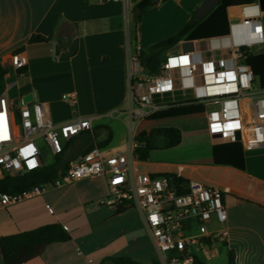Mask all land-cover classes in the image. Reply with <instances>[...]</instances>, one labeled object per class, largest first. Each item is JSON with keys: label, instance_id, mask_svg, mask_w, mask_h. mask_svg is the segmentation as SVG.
<instances>
[{"label": "crops", "instance_id": "obj_1", "mask_svg": "<svg viewBox=\"0 0 264 264\" xmlns=\"http://www.w3.org/2000/svg\"><path fill=\"white\" fill-rule=\"evenodd\" d=\"M127 1L128 6L101 0H0V64L6 70L12 53L22 52L27 57L25 68L9 71L8 77H3L2 93L13 105L46 103L55 124L77 117H100L90 132L65 143L63 152L70 161L93 148L100 150L104 157L126 152L128 117L116 119L109 115L127 107V49L129 44L133 45L132 35H136L141 50H146L175 35L189 22L203 0H164L147 10L140 22L132 9L139 0ZM230 8L240 7L227 9L229 24L240 15L230 17ZM34 36L47 38V41L31 42ZM184 41L187 40L167 52L179 49ZM136 91L141 93L140 85L136 86ZM65 95L75 96V107L62 98ZM179 96L176 93L177 99ZM108 120L122 122L125 131L113 128ZM181 133L178 146L150 151L146 161H138L137 169L150 175H174L188 183L198 182L223 192L227 209L224 228L228 236L216 242V257L204 260V264H228L229 252L233 254V264H264V149H242L246 168L240 171L215 166L211 149L200 156H189L188 160L182 153L176 154V150L195 139L197 132L187 129ZM200 133L215 146L204 128ZM109 134V144L99 148L98 144ZM88 191L91 204L105 205L102 203L108 198L105 179ZM108 208L113 210L114 216L129 210L117 214V210ZM138 218L150 238L139 213ZM55 223L63 226L70 240L47 245L39 256L23 264H100L107 257H131L117 254L116 249L110 254L103 253L89 242L90 230L75 234L55 211L47 208L42 195L9 206L0 203V237ZM210 228L219 226L212 223ZM131 258L142 264L151 263ZM0 264H3L1 254Z\"/></svg>", "mask_w": 264, "mask_h": 264}, {"label": "built area", "instance_id": "obj_2", "mask_svg": "<svg viewBox=\"0 0 264 264\" xmlns=\"http://www.w3.org/2000/svg\"><path fill=\"white\" fill-rule=\"evenodd\" d=\"M123 3L127 0H101ZM243 15L229 24L226 35L194 42L192 51L167 52L155 75L140 66L138 41L129 44L127 63L129 87L126 109L119 108L109 117L127 116V150L104 157L97 148L70 161L66 170L52 182L28 191L0 194L2 206L38 197L55 188H64L87 178H103L108 189L105 205L135 209L141 216L158 255L159 264H195L216 257V242L227 238L224 228L227 209L223 192L217 188L190 182L187 192L161 175L137 169L135 151L140 147L137 128L162 110L196 109L204 118V130L214 145L239 144L243 150L264 149V89L255 83L245 59L264 44L263 13L255 2L241 6ZM254 9L246 13V9ZM205 44L200 47V44ZM27 65L22 52L9 55V71H21ZM141 86L137 94L136 86ZM179 93V99L176 97ZM75 107L74 95L62 97ZM100 117H77L62 124L50 118L46 103L13 105L5 93L0 95V178L15 177L39 169L44 164L37 140L43 141L55 157L65 143L90 132ZM239 134V139L236 134ZM215 223L219 228H210Z\"/></svg>", "mask_w": 264, "mask_h": 264}, {"label": "trees", "instance_id": "obj_3", "mask_svg": "<svg viewBox=\"0 0 264 264\" xmlns=\"http://www.w3.org/2000/svg\"><path fill=\"white\" fill-rule=\"evenodd\" d=\"M164 0H139L134 6L133 11L138 15L139 22L144 14L150 8H155ZM258 0H219L214 9L209 11L201 19L197 18L194 11L191 19L187 22L175 35L159 41L151 45L146 50H140L138 60L140 66L148 75H155L159 65L164 58L165 53L175 47L182 40L192 41L197 39H208L217 36L226 35L229 32V23L227 19V9L233 6H249ZM240 16L241 9H238ZM251 9H246V13ZM264 25V16H263ZM31 42H45L47 38L34 36ZM131 41L133 45L136 43V35H132ZM254 74L255 83L258 87L264 89V44L259 51L251 52L245 59ZM4 69L0 64V94L4 90ZM187 109V108H182ZM173 110V109H172ZM198 114V112L196 113ZM182 133L177 127L164 126L152 128L146 137H137L140 147L135 151V155L140 161H146L149 157V152L157 148L156 142L160 141L162 149H171L181 143ZM111 136L105 141L98 144L102 148L109 144ZM236 145V144H227ZM220 145V146H227ZM217 146V145H216ZM212 161L215 166H226L244 171L245 159L242 147L218 153L212 152ZM70 160L66 158L64 152L55 157V161L51 165H43L39 169L18 175L15 177L0 178V194L14 195L30 190L35 186H40L52 182L56 177L61 175ZM165 177L171 186L177 188L179 194L187 192L188 182L181 177L170 174L161 175ZM130 207H120L117 214H121ZM70 240V236L62 225L55 223L45 225L34 230L25 231L22 233L0 237V254L3 264H23L41 254L43 249L53 243H64ZM233 254H228V264H233ZM100 264H142L131 257H107ZM150 264H159L157 261H152ZM195 264H203L196 257Z\"/></svg>", "mask_w": 264, "mask_h": 264}, {"label": "rangeland", "instance_id": "obj_4", "mask_svg": "<svg viewBox=\"0 0 264 264\" xmlns=\"http://www.w3.org/2000/svg\"><path fill=\"white\" fill-rule=\"evenodd\" d=\"M229 15L230 17L239 15L238 9L230 8ZM204 46V43L200 44V47ZM176 51H178L177 48L174 49V52ZM196 113V109L173 108V110H162L145 120L138 127L137 136L146 137L152 128L164 126L177 127L184 133L187 132V129L194 130L197 132L195 133V139L185 143L180 150L175 151L176 154L178 152L182 153L183 158H187L186 160H188L189 156L203 155L210 149L222 153L240 148L239 144L211 146L209 140L200 133L204 128V118L201 114ZM122 118L124 119L125 117ZM108 121L113 128L125 131L122 122L116 120ZM37 143L40 146L43 164H53L55 157L43 141L37 140ZM156 145L157 148L155 150H160L162 143L157 141ZM100 181H102V178L99 177L87 178L68 187L50 189L42 195V199L47 208L55 211L63 223L69 228H73L75 234H83L84 230L85 232L90 230L89 242L103 253L110 254L116 249L117 254H127L141 262H158L157 252L150 238L140 226L138 212L135 209H129L120 216H114L113 210L107 206L99 203H90L89 187L99 185ZM105 200L106 198L103 199L102 203ZM97 223L99 224L96 225ZM133 252L135 253L133 254ZM90 258H92V255Z\"/></svg>", "mask_w": 264, "mask_h": 264}, {"label": "water", "instance_id": "obj_5", "mask_svg": "<svg viewBox=\"0 0 264 264\" xmlns=\"http://www.w3.org/2000/svg\"><path fill=\"white\" fill-rule=\"evenodd\" d=\"M219 0H203L196 11V15L198 19H201L205 16L209 11L215 8L218 4ZM259 5V9L262 13H264V0L257 1ZM180 47L183 52L192 51L194 49V42L193 41H184L180 44ZM29 97L26 98V100ZM236 138L239 139V134H236Z\"/></svg>", "mask_w": 264, "mask_h": 264}, {"label": "bare ground", "instance_id": "obj_6", "mask_svg": "<svg viewBox=\"0 0 264 264\" xmlns=\"http://www.w3.org/2000/svg\"><path fill=\"white\" fill-rule=\"evenodd\" d=\"M240 9H241V8H240ZM250 9H251V8H250ZM252 11H254V9H253V8H252V9H251V11H250V12H248V13H251ZM245 12H246V10H245ZM241 13H243V12H242V9H241ZM239 16H240V15H239Z\"/></svg>", "mask_w": 264, "mask_h": 264}]
</instances>
